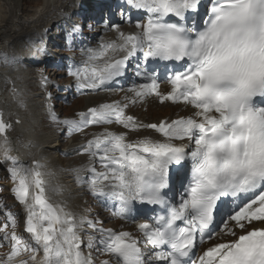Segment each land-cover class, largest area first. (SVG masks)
Listing matches in <instances>:
<instances>
[{"label":"snow or ice","instance_id":"obj_1","mask_svg":"<svg viewBox=\"0 0 264 264\" xmlns=\"http://www.w3.org/2000/svg\"><path fill=\"white\" fill-rule=\"evenodd\" d=\"M124 2L144 14L136 31L112 25L117 38L85 49L86 60L69 75L78 89L92 92L114 90L130 66L144 82L132 84L126 102L100 103L78 119H60L52 107L48 114L69 134L112 124L128 130L93 133L80 149L87 165L69 171L91 195L115 202L114 217L134 221L137 204L160 212L137 225V237L54 204L45 179L54 174L40 160L27 165L11 155L13 124L0 110V164L8 165L14 198L27 213L23 232H17V214L0 204V249L7 248L0 264H264V0H210L202 22V0ZM122 19L133 22L128 12ZM149 61L181 62L182 70L167 77L170 91L160 90L158 74L147 71ZM20 62L19 55L0 52V65L15 69ZM5 83L26 107L11 77ZM152 95L194 112L149 124L126 114L129 103ZM142 129L163 139L128 140L129 132ZM86 229L99 235L85 240Z\"/></svg>","mask_w":264,"mask_h":264},{"label":"bare ground","instance_id":"obj_2","mask_svg":"<svg viewBox=\"0 0 264 264\" xmlns=\"http://www.w3.org/2000/svg\"><path fill=\"white\" fill-rule=\"evenodd\" d=\"M108 2L109 0H0V52L14 53L21 57V62L15 69L0 65V110L5 112L8 120L14 122L12 130L8 133L12 148L11 155L18 157L21 162L27 165H31L35 160H40L46 166L44 171L54 174L45 176L48 181L47 190L50 199L57 205H66L68 210L78 216L86 215L88 212L87 204H84V198L89 191L86 185H80L76 182V174L69 171L71 165L65 162L62 163L58 154L61 135L57 133L58 131L55 133L53 128L49 131L43 126L44 100H42L41 94L33 89L35 83L33 67L38 62L44 63L56 56V51L52 48L53 36L55 35L53 31H58L60 27L73 28L75 18L83 16L85 12L98 11L101 5ZM130 13V15L138 16L132 12ZM135 19L133 18V22L126 25L115 23L113 25H119L120 29L126 33L129 30L136 31ZM82 25V22L78 24V29H81ZM45 29H47V32H45ZM105 30H107V33L103 35L101 40L111 41L117 38L115 30L112 28ZM85 60L86 58L78 59L76 65H82ZM27 67H31L29 74L27 73ZM5 77H11L16 88L22 93L26 107L21 110L18 109L21 106L16 102L11 92L12 85L5 83ZM141 82L144 81L141 80ZM170 89L171 85L168 82H160L162 92H165V90L170 91ZM7 92L10 93L9 97H6V94L4 95ZM117 95L118 92L115 93L113 100L117 98ZM99 99H101L99 94H92L86 98L87 107L85 110L93 105L113 102V100L107 101L106 99L97 102L96 100ZM126 114L128 115L129 112H126ZM137 118L138 121L143 120L142 124H149L145 123L144 118ZM17 120L20 123H16ZM105 128L117 133L124 132L123 128L116 129V127L107 125L96 133L103 132ZM143 130L135 133H142ZM148 137L155 140L163 139L162 135L153 132H150ZM128 140L131 142L137 141L130 138ZM176 143L181 142L177 141ZM183 143H187V141ZM84 144L86 143L83 141L73 139L65 151L68 155H76ZM190 147L191 145H189ZM0 165L5 169L8 167L7 164ZM80 166L82 167V165ZM9 184L11 187L12 184L14 185L11 177ZM57 185H62L64 189L59 194L53 191ZM12 206L27 214L24 206L18 203L14 196ZM228 238L231 239V237Z\"/></svg>","mask_w":264,"mask_h":264},{"label":"rangeland","instance_id":"obj_3","mask_svg":"<svg viewBox=\"0 0 264 264\" xmlns=\"http://www.w3.org/2000/svg\"><path fill=\"white\" fill-rule=\"evenodd\" d=\"M83 17L86 18L87 22L89 23V25H88L89 31H91V32L98 31L97 26H95V27L90 26V24L94 22L93 21L94 19H92V14H90V13L87 15L84 14L82 16V18ZM82 18L78 16L75 19L76 20L75 24H78L79 22H81ZM121 18H122V13L120 12L119 13V19H121ZM131 18L133 20V18H137V17H136V15H131ZM137 20H140V19H137ZM71 28L68 31L65 29V27H60V29L58 31H53V33L55 32L54 34L56 36L55 35L53 36V42L54 43H52V46L53 47L57 46V48L54 47L55 50H57V53H56L57 58L52 60L49 64L47 63L45 65H41V64L37 63V65L34 66L35 69L37 68V71H35V69H34V71H35L34 82L35 83L33 84V87L37 88V89L34 88L35 91H38V93H41V91L39 90V84H40V81H39L40 78L39 77L41 75H43L44 69H46L45 72H48L52 75V77H53L52 81H53V84H55L56 89L60 88L61 86L64 87L63 89L58 91L59 94L56 96L57 106H59V109L63 113V115L60 117V119H78L79 116L74 111V109L77 110V109H81L84 106H86V99H82V100L79 99L77 97L76 92L73 91L71 86H70V82L72 81V78L69 75V69L71 68L73 61L70 60L67 56L73 55L75 57V55H76V53L70 52L69 49H66V47H68V46H66V43L68 42L69 36H70L71 32L73 34L75 31L74 27L72 29ZM87 33L88 34H84L83 37L77 36L76 38H73V41H75V43H76V47L79 48V50L77 51V55H79L81 53V51L86 46H88L87 43L84 41L86 39V37L92 35L91 37L93 38L95 35V32L92 34H90L89 32H87ZM66 50H67V52H66ZM58 62H61L62 66L61 67L59 66L58 68H53V66ZM45 66H47V67H45ZM47 68H49V71H47ZM121 88L123 90H120ZM116 91H118V93H119L117 98H116V101L126 102L124 100L125 96H129V97L132 96V93L128 92V90H126L124 88V86H119V88L115 87L114 90L106 92L104 94L106 99L113 100V98L115 97L114 93ZM5 96L8 97L9 94H6ZM96 101L100 102L98 100H96ZM127 109L133 110L137 114H140V112H141V114H143L144 116L148 115L149 117H153L152 119H158L159 116H163L167 113H174L175 111H179V110L184 111V112H188L187 107L184 105L170 104V103L163 104V103H160L156 100H150V101L139 100L135 104L129 103V107ZM42 122H43V126L46 130L48 129L50 131V129L53 128L55 133L58 131L57 133L59 135H61L60 136L61 137V145L59 147L60 150L58 151V154L61 158L62 163L65 162L67 164H70L71 169L81 168L80 165H82V166L87 165V163H88L87 158L88 157L86 155L81 154V152L79 151V152H77L78 154L72 156V154L68 155V153L65 150H66L68 144L72 141L71 139L75 138L79 141H82V140L88 141L92 137L93 131H98L99 128L103 127L104 125L89 126L83 132H76V133L69 134V132L65 126L58 125L49 119V114H48L47 108H44ZM119 126H121V125H119ZM63 138L65 139L66 142L64 141ZM7 178H8V176L6 174L5 169L3 170L0 167V192H1L0 204H6L8 206V208L5 209V212L10 210L14 214H17L19 227L16 230H17V232L22 233L23 232V225L25 224L24 218H26V216H25V213H23L19 208H16V207L13 208V206H12L13 205V197L11 198L9 196V193H11V191H12L11 186L9 184L10 177H9V180ZM85 202L89 206L88 214H89L90 218L91 219H100V220L105 221V223L103 225L104 227L111 228V229H114L116 231L128 230V231H132L134 233L138 232L136 224H133V223L125 224L124 222H120V221L114 219L113 214L111 213V210L109 209V204L106 201H102V200L96 198L95 196H93L91 198L90 194H88V197L84 198V204H85ZM104 210H106L105 212H107V213H104ZM4 221H5V216L3 213H0V223H3ZM23 234L25 236H27L26 233H23ZM84 234H85L86 240H87L89 235H96V236L99 235L98 233H94V231L92 229H88V230L86 229ZM140 236H141V234H138V237H140ZM6 251H7V248L0 249V252H6ZM99 259H111V258L101 256V257H99Z\"/></svg>","mask_w":264,"mask_h":264}]
</instances>
